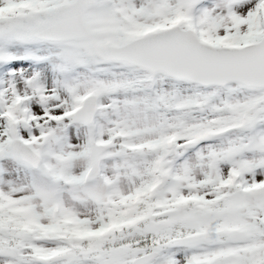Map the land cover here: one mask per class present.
Returning a JSON list of instances; mask_svg holds the SVG:
<instances>
[{
  "label": "snow or ice",
  "instance_id": "6c2138e0",
  "mask_svg": "<svg viewBox=\"0 0 264 264\" xmlns=\"http://www.w3.org/2000/svg\"><path fill=\"white\" fill-rule=\"evenodd\" d=\"M0 264H264V0H0Z\"/></svg>",
  "mask_w": 264,
  "mask_h": 264
}]
</instances>
